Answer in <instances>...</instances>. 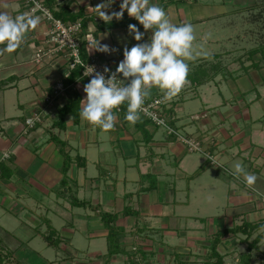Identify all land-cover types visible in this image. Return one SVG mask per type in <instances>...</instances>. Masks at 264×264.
Listing matches in <instances>:
<instances>
[{
	"label": "crops",
	"instance_id": "0c3cea01",
	"mask_svg": "<svg viewBox=\"0 0 264 264\" xmlns=\"http://www.w3.org/2000/svg\"><path fill=\"white\" fill-rule=\"evenodd\" d=\"M46 2L51 11L66 9L82 21V36L91 38L83 40L85 60L94 57L113 71L124 47L137 43L128 25L144 31L126 11L119 21L101 20L95 7L108 0ZM121 3L114 0L104 11H119ZM150 3L163 7L175 25L191 23L194 49L203 44L211 53L186 61L188 83L163 107L167 122L201 150L190 151L142 115L130 125L126 104L115 110L114 130L94 128L80 114L54 127L57 110L50 114L43 97L69 74L68 57L59 51L34 61L51 43L48 21L30 15L39 18L37 28L19 49L0 56V264H213L215 237L221 264H264V2ZM27 11L25 0H0V12L15 17ZM110 22L123 23L106 27ZM98 41L117 51H96ZM73 90L81 108L86 93L80 81ZM64 94L54 101L57 109L68 100ZM162 95L153 88L150 98ZM35 108L43 109L48 124L27 128L25 118ZM52 136L65 143V174ZM237 163L257 176L253 188L228 173ZM103 213L114 216L110 246Z\"/></svg>",
	"mask_w": 264,
	"mask_h": 264
},
{
	"label": "clouds",
	"instance_id": "9594fccd",
	"mask_svg": "<svg viewBox=\"0 0 264 264\" xmlns=\"http://www.w3.org/2000/svg\"><path fill=\"white\" fill-rule=\"evenodd\" d=\"M112 3L114 0H108L95 7L101 20L119 21L126 11L130 18L138 21L144 31L141 32L135 24H129L128 33L137 43L130 48L124 47L123 59L115 72L105 67L103 73L96 72L83 87L86 98L81 100L80 117L102 131L114 130L118 119L115 110L123 104L127 105L125 120L133 126L139 122L140 113L145 111V100L150 98L153 88L163 93L165 101L178 97L188 83L190 69L186 61L211 55L203 50V44L199 46L200 51L194 49L196 36L191 23L173 24L165 9L158 4L150 3V0H122L120 10L109 15L104 9ZM38 24L39 18L28 14L13 17L0 12V45L3 46L0 47V56L10 55L19 49ZM149 31L152 33L151 37L141 43L145 33ZM210 36L211 33L206 34L204 41ZM93 49L109 54L117 51L99 41L94 42ZM106 73L109 74L107 77ZM121 76L122 79H119L123 83H117V78ZM157 122L163 123L159 120ZM232 174L237 178L242 175L249 188H253L257 180V176L247 172L241 163L235 164ZM259 230L264 232V226Z\"/></svg>",
	"mask_w": 264,
	"mask_h": 264
},
{
	"label": "built area",
	"instance_id": "2783aa9c",
	"mask_svg": "<svg viewBox=\"0 0 264 264\" xmlns=\"http://www.w3.org/2000/svg\"><path fill=\"white\" fill-rule=\"evenodd\" d=\"M28 5V11L25 14L29 16L34 13H40L49 23L48 29V40L51 43V48L48 50H38L35 53L34 61L39 63L42 57L45 54L51 52H63L68 57V66L71 70L75 66H80L82 68V76L91 80L96 72L103 73L104 68H109L106 64H101L97 61L96 58L90 57L87 60H83L80 55V47L85 40V42L91 41L89 35H81L82 25L80 20L65 22L60 18H57L52 11L45 5L44 0H25ZM84 38V39H83ZM111 72H115L111 70ZM92 73V74H91ZM106 77L109 74H105ZM117 78V83H123ZM65 86L61 80L55 82L52 88V93L45 94L43 101L45 104L50 105V114L53 113V110H57V103L55 104L57 97L64 96ZM86 98V97H85ZM84 98V99H85ZM169 101L163 100L162 96H156L152 98H147L145 100L144 109L140 115L152 121L157 126H162L165 128L168 134H174L180 141L186 144L187 148L190 151H199L201 150L200 144L198 141H195L192 138L185 137L181 135L176 129H174L166 120L165 114L163 112V107L168 105ZM119 109H117L118 111ZM156 117V119H153ZM199 115H194V118H198ZM157 120L162 121L163 123H158ZM25 126L27 128H33L38 125H47L45 123V114L43 109L35 108L31 113L25 118ZM50 125V124H49ZM8 154L4 153L3 158L7 157ZM210 158V156H207ZM231 176L235 177L232 172H228ZM246 185V184H245ZM247 186V185H246ZM261 202L264 204V195L261 196Z\"/></svg>",
	"mask_w": 264,
	"mask_h": 264
},
{
	"label": "trees",
	"instance_id": "16d2710c",
	"mask_svg": "<svg viewBox=\"0 0 264 264\" xmlns=\"http://www.w3.org/2000/svg\"><path fill=\"white\" fill-rule=\"evenodd\" d=\"M261 1L264 2V0H261ZM44 2L46 3V6L48 7L49 6V5H47L48 2H46V0H44ZM52 13L56 17L60 18L61 20L65 21V22L76 20V16L67 13L66 9H60L59 11H54V12L52 11ZM80 22H81V25L83 27V23L81 20H80ZM120 23H123V22H110V23H106L105 25H106V27H110L112 25H116V24H120ZM83 32L84 31L82 28L81 35L83 34ZM84 43L85 42L83 41L81 44V47H80V55H81V58L83 60L86 59ZM77 81H80L81 84L83 85V87L85 84L90 82V79L82 76V68L79 65L72 68L70 70L69 74L63 79V84L65 86V92L68 95V100L65 101V103H63V105L57 109V120L52 123V125L54 127L63 128L65 126V117L68 114L72 116L74 122H76L78 120L80 110H81V108H80V95L75 90H73V86L75 85V83ZM51 138H53V140L60 147L61 152H63L64 164H63L62 169H63V172L65 174L67 171L68 165H69V156L64 151L65 143H63L62 141L57 139L56 136H52ZM61 182L64 183L65 178H63ZM101 217H102V220H103L105 226L107 227V229L109 231L108 232V240H109V246H110L112 243L114 244V237H115V231H116L115 230L116 228L114 227V225L112 223L114 220V216L111 214H108V213H103ZM213 243L214 244H213L212 255L215 256V258H216V260L213 264H221V255L215 249L216 237H215ZM111 248L113 251L115 250L114 247L111 246ZM112 250H110L109 252H113Z\"/></svg>",
	"mask_w": 264,
	"mask_h": 264
},
{
	"label": "rangeland",
	"instance_id": "374dc122",
	"mask_svg": "<svg viewBox=\"0 0 264 264\" xmlns=\"http://www.w3.org/2000/svg\"><path fill=\"white\" fill-rule=\"evenodd\" d=\"M263 32V31H262Z\"/></svg>",
	"mask_w": 264,
	"mask_h": 264
}]
</instances>
